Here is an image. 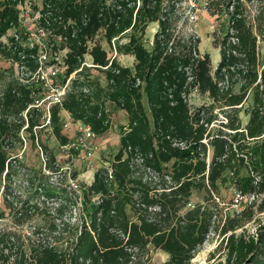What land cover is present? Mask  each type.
<instances>
[{
	"label": "trees",
	"instance_id": "16d2710c",
	"mask_svg": "<svg viewBox=\"0 0 264 264\" xmlns=\"http://www.w3.org/2000/svg\"><path fill=\"white\" fill-rule=\"evenodd\" d=\"M22 1L0 0V39L12 28L19 29L22 34L18 7ZM108 1H42L39 23L51 33L45 41L57 48L55 37H68L69 72L81 65L86 37L93 36L102 26L106 27L109 39L128 31L129 42L120 45V50L135 55L136 61L133 68L114 61L104 69L108 64L107 53L97 45L92 50L94 63L104 71L106 83L95 88L92 80L81 79L84 69L73 79L63 108L75 119L89 124L96 133L102 134L110 126L106 100L128 114V123L120 138L121 149L113 163V179H108L106 168H99L84 192L85 205L76 222L68 220L62 224L64 227L55 236L57 241L34 246L29 259L22 253L18 264L28 261V264H141L137 262V255L148 254L150 244L169 254L163 264H194L191 260L215 222L217 203L213 195H206L193 205L190 203L193 191L206 189L208 194H213L230 173L236 177L238 190L264 194V68L255 69L257 36L246 25L240 11L241 1L238 0L232 12L230 32L224 37V45L229 43V48L222 49L215 79L209 74L208 61L193 55L195 43L177 40L174 36L171 11L164 6L165 0ZM152 21L159 22V30L152 46L147 47L142 35ZM8 39L12 46L1 41L0 53L35 69V60L22 59V48L15 49L18 42L14 37ZM237 52L245 55L247 62L253 65V69L245 72L238 68V72L250 79L249 84L260 80L261 102L248 113L246 125L230 117L222 125L228 131L219 129L210 135L207 144L203 141L207 129L200 123V112H191L186 94L191 85H198L202 93L218 96L221 79L232 73V68L241 60ZM189 78H193L192 81ZM32 89L30 85L13 80L0 90V179L7 167L5 177L12 176L13 158L6 146L12 144L9 140L13 142L16 136L21 140L20 131L25 124L24 117L16 125L8 118L18 117L33 101ZM244 101L245 94H231L225 105L237 106ZM65 118L60 107H55L52 127L60 144L66 143L71 135L61 125ZM40 120L36 110L29 113L26 131L32 133L33 138V128ZM208 145L212 150L209 162L206 158ZM134 158H140L145 167L162 174L161 187H151L134 177ZM165 163H171L170 169H166ZM242 169L248 171L246 176L240 175ZM165 177H169V181ZM152 189L156 191L151 195ZM137 193L138 198L134 200ZM68 200L70 202L69 197ZM187 204L190 205L188 209L178 214ZM255 204L252 202L233 217L226 215L221 227L224 255L211 264H264V221H260L254 234L248 235L244 229L255 217ZM128 205L137 216L134 221L128 215ZM62 206L59 211L64 209ZM149 208L156 211L150 215ZM258 208L264 211V199ZM173 216L177 219L175 223ZM58 226L60 224L53 223L51 232H57ZM239 228L242 232L237 234ZM64 240L63 246L57 245ZM3 257L5 255L0 253V260Z\"/></svg>",
	"mask_w": 264,
	"mask_h": 264
},
{
	"label": "rangeland",
	"instance_id": "374dc122",
	"mask_svg": "<svg viewBox=\"0 0 264 264\" xmlns=\"http://www.w3.org/2000/svg\"><path fill=\"white\" fill-rule=\"evenodd\" d=\"M27 1L31 2L34 11L42 7L43 0ZM240 1V11L246 19V25L257 36L255 69L261 71L264 68V0ZM237 3L238 0L164 1V6L171 11V27L174 36L177 40L184 39L195 43L193 55L201 60L208 61L209 74L214 79L216 77V70L222 59V49L224 46L229 48V43L224 45V37L230 32L232 12ZM138 4H140V1H138ZM22 20L24 24L32 25V31L37 35V17L35 14H32L29 19L24 18ZM158 30V21L150 22L145 28L142 38L147 47L152 46ZM106 33V27L102 26L93 36L86 37L88 41L84 43L86 49L81 63L84 61L94 66H85L84 70L86 71L82 72L81 79L92 80L95 88L104 85L106 83V77L101 68H96L98 65L94 63L92 50L97 45H101L102 49L107 53V60L109 62L114 37L109 39ZM39 35L40 33H38V37ZM115 37H118L116 41L118 56L115 60L121 66L133 68L136 61L135 55L121 52L120 50V45H125L129 42L128 31L125 34L123 33ZM5 38L7 37L1 38L0 42H3ZM59 47H57L58 49L51 47V49H57L59 53V50H63L64 48ZM237 55L240 56L241 60L238 61L237 66L232 68V73H228L224 79H221L219 83L221 91L218 96L213 97L209 92L202 93L198 85H191L186 94L191 112L193 114L197 111L200 112V123H203L207 129L203 141L207 144L209 143L210 135L219 129L222 128L224 131H228L222 125L230 117L234 120H240L242 126L246 125L249 119L248 113L254 106L261 102L262 86L260 80L254 84H249L250 79L238 72V68L244 69L246 72L251 67L253 69V65L251 66V63L247 62L245 55H241L238 52ZM68 56L69 54L65 58V61L70 64ZM49 59L51 57H48ZM67 71L65 74L67 73L68 75L69 73ZM20 77L21 73H16L14 66L10 64L7 58L3 57V54L0 55V90H4L10 81L15 80L21 82ZM192 79L189 78V81H192ZM71 88L72 84L70 85ZM238 93L245 94L243 104L226 106L225 103L229 95ZM36 96H39V94ZM144 102L147 104L146 99H144ZM105 106L107 108L110 126L102 134L95 132L98 143L95 160L97 161V166L105 165L106 167L113 168L115 156L121 149L120 138L125 125L128 123V114L122 107L115 105L109 100H106ZM240 106L242 107L234 108ZM236 109L239 110L236 111ZM147 110L150 116L148 107ZM32 112H34V109ZM22 117L23 114L20 113L18 117H10L8 119L12 124L16 125ZM63 121L62 119V127L64 126ZM23 134L27 140L26 144L24 141L18 139L17 136L14 141L12 140L13 142L9 140V143L12 144L7 145L6 149L9 151L11 158H13L11 164L12 176L8 178H3L2 176L0 179V233H2V236H0V253L6 257L0 260V264H18L17 260L20 259L22 253L29 259L32 257L31 253L33 252L34 246L37 248L48 242L57 241L55 236H58L62 230L61 228L64 227L62 224L68 222V220L74 223L80 216V212L75 209L78 206H76V203L74 204L75 199L73 195L71 197L67 193L65 187L66 180L59 174L61 166L64 165V160H57V157H59L58 154L60 153V142L53 133L52 123L48 127L34 129V138L30 132L24 131ZM52 156L55 157L54 160L51 159ZM211 156L212 150L210 145H208L206 156L208 162ZM50 161L53 166H50ZM132 162L134 165V177L141 179L143 183H147L151 187H155L156 185L157 187L162 186V174L145 167L140 158H134ZM164 166L166 169H170L171 163H165ZM73 170H76V174L80 177L81 193L84 196L85 190L94 180L95 174L92 175L90 171L93 170L94 173L95 171L91 166H86L82 160L76 161L73 164ZM247 174L248 171L246 169L240 171L241 176H246ZM165 179L169 181L170 178L165 177ZM235 181L236 177L229 173L226 181L220 182L218 188L212 192L213 194H208L206 189L200 192L197 190L193 191L190 197V203L193 205L201 202L203 196L207 195L210 197V195H213L212 197L215 199L217 206H215V222L206 241L197 250L195 257L192 258V263L211 264L215 259L223 257L224 245L222 246V239L224 238V234L221 227L226 215L233 217L250 205L244 204V207L239 208L233 205V198L235 190L237 189ZM155 191V189H152L150 194H154ZM67 195L70 198V202ZM60 198L68 200L67 205L64 202V204L62 203L64 206L62 211L58 210ZM137 198L138 193L135 194V198L133 199L135 200ZM263 199L264 194H259L254 200L256 202L254 206L255 217L244 226L248 235L254 234L257 231L260 221H264V211L260 212L258 208ZM188 207L189 204L182 208L178 214L184 213ZM16 210L18 212L14 213ZM127 211L130 219L133 221L136 220L137 216H135L131 205L127 206ZM155 211V208L148 209L150 215ZM175 222H177V219L176 216H173V223ZM53 223L56 225L60 224L57 227V232L54 233L51 232ZM241 232L242 228L236 230L237 234ZM65 242V240L60 244L57 242V245L63 246ZM213 253L214 256L212 257L211 255ZM168 258V253L150 244L148 254L139 253L136 259L141 264H163ZM28 263L30 262L28 261Z\"/></svg>",
	"mask_w": 264,
	"mask_h": 264
},
{
	"label": "built area",
	"instance_id": "2783aa9c",
	"mask_svg": "<svg viewBox=\"0 0 264 264\" xmlns=\"http://www.w3.org/2000/svg\"><path fill=\"white\" fill-rule=\"evenodd\" d=\"M18 7L20 9V27L23 28L21 29L22 34L19 29L12 28L9 30L7 35L2 37H7L3 42L9 45L8 38L14 37L15 41L18 42L15 49L19 47L22 48L20 51L22 59L30 57L36 62V68L31 69L27 64H25V62L3 55V57H6L10 64L14 66L16 73H21V77L19 78L21 83L33 87L31 92L33 101L22 111L25 124L21 128V140L24 141L25 144L27 143L23 132L29 128L28 114L32 113L33 109L37 111L41 119L40 124L35 125L33 128L36 130L48 127L52 123L54 108L60 107V112L62 111L66 117L63 122V128L71 135L66 143L59 145L60 153L58 154L59 157H57V160H64V165L61 166L59 174L65 178L67 193L70 194L71 197L73 195V198L75 199L74 204L76 203V206H78V208L75 207V209L80 212L83 209L84 196L81 193L80 177L76 174V170H73V164L76 161L82 160L86 166L97 168V164L95 162L97 145L94 143L96 133L89 124L85 123L81 119H75L71 112L63 108V104L68 92L70 91V85L72 84L73 79L77 77L78 73L83 71L85 66L92 67L93 64L83 61L78 69L69 72V64L65 61V58L70 52V48H68L69 46L66 44L68 37H55L58 47L60 46L59 48H64L63 50H59V53L57 52L58 48L56 50H52L51 47L55 48L53 46L54 44H49V42L45 41L51 33L39 23L43 6L41 9L34 11L31 2L23 0L20 2ZM32 14H35L37 17L36 22L38 33H40L39 37L38 33L35 35L34 31H32L33 26L30 24H24L22 20L24 18L29 19ZM74 35L75 32L72 31V36ZM117 40L118 37H114L112 40L109 62L103 67L104 69H108L118 56L116 47ZM11 46L12 45H9V47ZM48 57H51V59L48 60ZM61 57H63V59H61ZM66 71L69 73L68 75L67 73L65 74ZM86 91L87 90L85 89L84 92ZM37 94H39V96H36ZM101 167L107 169L108 179L112 180L113 168L106 167L105 165H99V168ZM7 171L8 167L3 174V178H6L5 176ZM257 196L259 195L254 193H243L241 190L236 189L233 198V205L238 208L244 207V204L247 205L254 202ZM59 202L60 206L63 202L66 203V200L60 198Z\"/></svg>",
	"mask_w": 264,
	"mask_h": 264
},
{
	"label": "crops",
	"instance_id": "0c3cea01",
	"mask_svg": "<svg viewBox=\"0 0 264 264\" xmlns=\"http://www.w3.org/2000/svg\"><path fill=\"white\" fill-rule=\"evenodd\" d=\"M96 136H97V135H96ZM94 143H95L96 145L98 144L96 138H95V140H94ZM96 152H97V150H96ZM95 156H96V154H95ZM95 162H97V161L95 160ZM93 169H94V171H95V173H96V171L99 169V166H97V168H93ZM88 171H90V170H88ZM90 173H91L92 175L95 174V173L93 172V170H91ZM94 176H95V175H94Z\"/></svg>",
	"mask_w": 264,
	"mask_h": 264
}]
</instances>
